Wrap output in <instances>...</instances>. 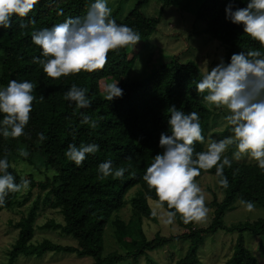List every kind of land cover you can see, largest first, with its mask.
<instances>
[{
  "label": "trees",
  "instance_id": "16d2710c",
  "mask_svg": "<svg viewBox=\"0 0 264 264\" xmlns=\"http://www.w3.org/2000/svg\"><path fill=\"white\" fill-rule=\"evenodd\" d=\"M195 7L194 18L209 39L226 46L225 61L232 53L259 48L240 26L225 20L224 7L228 0H137L136 5L122 19L116 18L119 6L111 12L117 23L127 24L140 33L141 41L136 46H126L109 53L108 63L103 69L91 73L81 71L53 80L47 77L42 67L32 62V57L40 55L39 46L31 41L34 30L51 27L68 17L86 15L92 0H40L28 17L13 18L12 27L0 29V86H6L10 79L30 80L36 84L33 110L25 128L26 135L5 139L0 137V157L7 155L14 168L9 171L16 177L31 181L27 194L23 191L9 193L5 197L0 212L25 206L36 188L38 195L26 213L13 224L17 236L8 250V264H16L19 257L40 258L52 253L72 254L76 258H90V264H158L147 256L164 246L177 242H187L188 247L173 264H202L198 251L205 237L218 231L235 235L230 247L231 253L222 264H259L256 256L244 245L247 235L252 238L264 237V220L237 223L227 227L223 222L226 211L241 204V200L253 201L255 207L264 211V172L256 163L233 160L232 166L224 169L229 185H218L215 168L202 170L203 175L213 177L223 194L221 201H213L215 206L210 225L203 229L194 228L195 222L185 223L177 215L175 224L185 230L177 236L166 238L159 232L149 236L143 222L157 224V217L148 205V200L157 203L154 190L149 189L142 177L153 156L162 149L158 146L159 134L167 128L168 108L175 105L185 112L197 111L205 137L216 117L217 108H209L203 101L204 94L195 90L201 79L199 68L193 63L182 64L177 58L160 63L142 80L131 79L132 69L143 41L156 31L160 16L166 8L177 6L180 2ZM155 2L160 5L156 16H148L140 11L142 4ZM236 4L243 7L240 0ZM193 10V9H192ZM31 21H34L31 22ZM21 22L26 27H20ZM264 51V49H261ZM123 89L121 98L113 101L105 99L106 85L117 82ZM87 89L91 107L77 109L64 100V92L72 85ZM41 96L43 98L41 99ZM97 122L96 128L82 123L81 113ZM225 114L224 112H222ZM229 128V127H228ZM43 132L46 139L38 141L37 133ZM225 131L220 139L227 136ZM69 143H96L100 150L87 155L85 161L76 166L65 157ZM204 144L197 143L196 150H206ZM29 155L22 157L19 151ZM226 155L231 159L235 146H230ZM112 160L114 167H124L123 178H99L97 166L104 160ZM27 166L30 171L21 170ZM137 191L126 199L128 191ZM216 198V196H215ZM40 204L54 210L60 216V223L53 220L45 223V229L58 230L61 235L74 240V245L61 246L48 240L32 242L34 223ZM128 204L130 219L124 222L118 212ZM168 211L166 204L161 207ZM112 226L115 242L122 252L112 251L104 254L105 228ZM247 234V235H245ZM245 235V236H244ZM171 248V249H172ZM153 256V255H152ZM174 258V255L170 256Z\"/></svg>",
  "mask_w": 264,
  "mask_h": 264
},
{
  "label": "clouds",
  "instance_id": "9594fccd",
  "mask_svg": "<svg viewBox=\"0 0 264 264\" xmlns=\"http://www.w3.org/2000/svg\"><path fill=\"white\" fill-rule=\"evenodd\" d=\"M40 0H0V29L12 27L13 18L29 16ZM228 0L224 7L225 20L240 26L259 48L235 52L227 62L223 57L211 68L208 67L196 83L195 90L204 94L202 99L217 109H226L223 117L229 126L230 135L222 139L207 138L206 150L197 151L196 144H204L206 137L201 127L197 111L179 110L175 105L168 108L167 128L159 134L158 146L162 151L153 156L146 167L143 181L154 190L157 207L165 204L168 211L162 214L164 223H172L179 215L185 223L200 222L208 213L205 194L196 178L202 170L215 168L218 185L227 188L228 178L224 169L231 167L233 160L250 158L256 167L264 172V0ZM109 0H92L86 15L68 17L51 27L34 30L31 35L33 44L39 46L40 55L32 57V62L42 67L43 73L53 79L67 77L81 71L93 72L103 69L108 63L111 51L141 41L140 33L127 24H120L111 18ZM34 23V21H31ZM20 27H26L22 22ZM119 81L109 83L105 89V99L113 101L121 98L123 89ZM36 84L30 80L10 79L6 86H0V137L18 138L26 135L36 100ZM43 96H41V99ZM69 105L77 109L91 107L87 89L72 84L63 94ZM82 123L96 128L97 122L83 112ZM38 141L46 136L37 133ZM235 146L231 159L225 155L230 146ZM100 150L96 143H69L64 155L76 166H80L87 155ZM27 157V151H19ZM7 155L0 157V206L4 205L9 193L27 190L31 181L21 177L16 182ZM99 178H123L127 169L114 167L108 159L97 166ZM248 212L253 211V201L241 200ZM156 213L154 212L153 215Z\"/></svg>",
  "mask_w": 264,
  "mask_h": 264
},
{
  "label": "rangeland",
  "instance_id": "374dc122",
  "mask_svg": "<svg viewBox=\"0 0 264 264\" xmlns=\"http://www.w3.org/2000/svg\"><path fill=\"white\" fill-rule=\"evenodd\" d=\"M137 0H109L108 6L112 11L119 6V12L116 16L118 20H122L127 13L136 5ZM160 9V5L155 2L142 4L140 11L148 16H156L157 11ZM193 9V10H192ZM195 7L185 5L182 1L177 6H171L163 10L159 24L157 25L155 33L146 41H143V46L140 48L139 53L135 59L134 65L129 72L131 79L142 80L147 77L155 68L172 58H177L182 64L193 63L198 68L201 74L208 67L211 68L219 62V58L225 59L226 46L222 45L218 41L209 39L208 35L202 30L201 26L195 22L193 16ZM207 104V103H206ZM211 109L214 106L207 104ZM224 112L225 114H223ZM227 114L226 109H219L216 112V117L210 125L209 132L206 136L220 139L225 131L228 129L226 121L223 117ZM230 132L227 133V136ZM206 148V146H205ZM236 150V149H235ZM229 150L226 151L225 155ZM240 162L254 163V160L243 157L239 160ZM21 170L29 172L30 169L27 166H21ZM197 182L201 186L205 194V205L208 208L207 216L200 222H195L194 228L203 229L210 225L213 219L215 206L213 201L222 200V192L218 188L216 181L213 177L203 175ZM137 190L131 189L128 191L126 199L133 196ZM28 191H23L21 195L27 194ZM42 197V194H38L37 189L31 190V197L29 201L22 206L14 207V210H6L0 212V264H8L7 252L14 243L17 230L13 224L15 221L20 219V215L26 213V207L38 196ZM216 196V198H215ZM148 205L155 212L157 217V224L153 225L147 221L143 222L146 232L149 236H152L155 232H159L166 238L177 236L185 233V230H181L173 220L172 223H164L162 220V214L165 211L160 207H157V203L148 200ZM234 208L226 211L223 217L224 224L229 227L233 224L253 222L256 220H264V211L259 207H254L253 211L248 212L244 205L234 204ZM39 211L34 223V236L32 242H41L48 240L52 243L61 246H72L74 240L70 237H66L60 234L58 230L45 229L43 225L49 221L60 223V216L48 207H44V204H40ZM130 208L126 204L118 212L119 218L128 222L130 219ZM247 235V234H245ZM244 235V236H245ZM246 236L244 239V245L247 247L257 258L259 264H264V237L252 238ZM236 236L226 233L224 231H218L214 235L205 237L202 247L198 251L199 260L202 264H222L226 258L230 255L231 249ZM155 252H149L147 256H151V260L156 261L158 264H173L175 258L181 256L188 247L187 242H177L175 247L174 244H169ZM172 248V249H171ZM112 251L122 252L120 246L115 242L113 237L112 226L105 228L104 232V254ZM153 255V256H152ZM174 255V258L170 256ZM147 259H141L139 264H146ZM92 259L90 258H76L72 254L63 252L52 253L42 256L40 258L30 257L23 258L19 257L16 264H90Z\"/></svg>",
  "mask_w": 264,
  "mask_h": 264
}]
</instances>
